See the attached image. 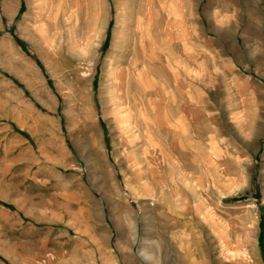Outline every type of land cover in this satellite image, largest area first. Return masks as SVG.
Masks as SVG:
<instances>
[{"label":"rangeland","instance_id":"rangeland-1","mask_svg":"<svg viewBox=\"0 0 264 264\" xmlns=\"http://www.w3.org/2000/svg\"><path fill=\"white\" fill-rule=\"evenodd\" d=\"M0 264H264V0H0Z\"/></svg>","mask_w":264,"mask_h":264},{"label":"bare ground","instance_id":"bare-ground-1","mask_svg":"<svg viewBox=\"0 0 264 264\" xmlns=\"http://www.w3.org/2000/svg\"><path fill=\"white\" fill-rule=\"evenodd\" d=\"M149 25V24H148ZM151 25V24H150ZM136 29V28H135ZM140 32V31H139ZM143 34V33H142ZM137 35V34H136ZM139 38V37H138ZM145 41V40H144ZM149 43V42H148ZM134 50V49H133ZM137 56H138V52H137V50L136 51H134V56H133V63H134V65L132 66V67H129V70L127 71V80H128V89H129V92H131V91H133V87H132V79H131V74H132V72L134 73L133 74V77L135 76V74L137 73V71H139L140 70V68H139V66H138V64H137ZM131 65H132V63H131ZM148 70V69H147ZM142 76V75H141ZM142 78V77H141ZM138 81V80H137ZM127 82V81H126ZM138 83V82H137ZM140 83V82H139Z\"/></svg>","mask_w":264,"mask_h":264}]
</instances>
